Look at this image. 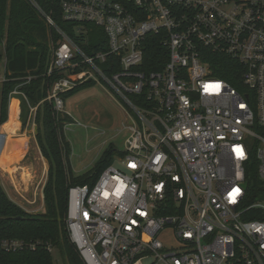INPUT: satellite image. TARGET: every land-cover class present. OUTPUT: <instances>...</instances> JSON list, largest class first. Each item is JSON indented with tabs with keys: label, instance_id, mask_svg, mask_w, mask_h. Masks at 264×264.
Returning a JSON list of instances; mask_svg holds the SVG:
<instances>
[{
	"label": "built area",
	"instance_id": "obj_1",
	"mask_svg": "<svg viewBox=\"0 0 264 264\" xmlns=\"http://www.w3.org/2000/svg\"><path fill=\"white\" fill-rule=\"evenodd\" d=\"M29 1L60 37L47 70L59 74L47 97L54 109L71 115L62 94L93 83L127 115L121 167L68 190L66 229L82 263L264 264V202L245 204L252 157L264 183V0H62L77 34L88 23L104 30L108 50L94 54ZM153 35L169 51L165 62L145 59ZM222 56L237 65L226 67ZM32 78H18L9 107L16 94L26 100V124L20 107L19 121L37 137L38 106L22 90ZM8 80L2 61L0 85ZM7 137L0 130V154ZM47 176L29 201L41 209ZM36 247L0 238V257Z\"/></svg>",
	"mask_w": 264,
	"mask_h": 264
},
{
	"label": "trees",
	"instance_id": "obj_2",
	"mask_svg": "<svg viewBox=\"0 0 264 264\" xmlns=\"http://www.w3.org/2000/svg\"><path fill=\"white\" fill-rule=\"evenodd\" d=\"M41 9L51 13L55 22L72 37L88 54L108 50V41L104 30L94 24H86L87 33L77 34L75 24L62 18V0H36ZM88 37L87 42L84 39ZM57 31L50 27L45 17L29 0H0V43H4V56L0 54V63L6 60V75L10 79L0 85V125L8 120L9 95L19 82L18 78L33 75L22 90L32 106H38L36 120L38 125L37 142L41 153L48 163V176L44 187L45 211L29 213L9 197L0 182V238H17L25 242H35L36 249H24L19 252L1 254V264H53L52 254L47 246L58 249L69 264H83L72 244L66 229L68 190L71 186H92L101 172L113 163L114 157L124 155L120 147L110 143L103 152L101 160L81 174H74L70 156L72 146L66 137L65 126L74 123L67 113L57 112L53 101L47 99L52 83L58 73L47 75L51 60V44L59 40ZM169 51L160 36H149L145 59L162 58L167 61ZM226 67L237 65L227 56H222ZM159 69L150 67V70ZM119 70L116 69V71ZM107 74L112 72L105 68ZM218 76L234 84L233 79L224 71ZM95 86L87 83L62 94L64 101L77 95L84 89ZM140 96L131 98L138 101ZM21 121L26 124L29 107L22 97ZM252 171L246 173V199L249 206L264 201V183L257 173V160L252 157ZM250 219L263 218L255 214Z\"/></svg>",
	"mask_w": 264,
	"mask_h": 264
},
{
	"label": "rangeland",
	"instance_id": "obj_3",
	"mask_svg": "<svg viewBox=\"0 0 264 264\" xmlns=\"http://www.w3.org/2000/svg\"><path fill=\"white\" fill-rule=\"evenodd\" d=\"M4 53V43H0V54L4 56ZM3 63L6 64V60H3ZM14 99L21 108L22 96L16 94L13 96ZM123 106L122 102L114 99L100 85L84 89L66 101L65 111L70 113L74 119V123L67 124L65 129L66 137L72 146L70 161L74 174L84 173L95 166L110 143L116 147H124L126 135L125 132H119L127 116ZM0 130L4 132L2 126ZM32 131L21 126L17 134L13 135L14 139H24L23 150L19 159H17L19 156H15L16 161L9 170L0 165V182L11 199L23 209L29 213H38L45 211V202L41 209L39 199L34 204L29 201L34 200L37 186L39 185L38 192L42 188L45 180L42 185L40 183L47 160L41 153L36 135ZM113 163L121 167L117 156L114 157ZM170 240H173L172 237ZM51 254L53 264H69L55 247Z\"/></svg>",
	"mask_w": 264,
	"mask_h": 264
},
{
	"label": "bare ground",
	"instance_id": "obj_4",
	"mask_svg": "<svg viewBox=\"0 0 264 264\" xmlns=\"http://www.w3.org/2000/svg\"><path fill=\"white\" fill-rule=\"evenodd\" d=\"M19 111V103L15 102V99L12 100L10 103L8 120L2 125L4 132L8 133V137L0 154V165L6 170H9L16 161L14 159L15 156H19L18 158L16 157L17 159L20 158L24 146V139L18 140L13 138V135L17 134L21 126Z\"/></svg>",
	"mask_w": 264,
	"mask_h": 264
},
{
	"label": "crops",
	"instance_id": "obj_5",
	"mask_svg": "<svg viewBox=\"0 0 264 264\" xmlns=\"http://www.w3.org/2000/svg\"><path fill=\"white\" fill-rule=\"evenodd\" d=\"M45 169H47L48 170V168H47V163H46V167H45ZM5 189V188H4ZM35 193V192H34ZM19 194L20 195H23L21 192H19ZM10 197V196H9ZM11 198V197H10Z\"/></svg>",
	"mask_w": 264,
	"mask_h": 264
}]
</instances>
